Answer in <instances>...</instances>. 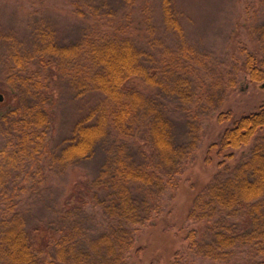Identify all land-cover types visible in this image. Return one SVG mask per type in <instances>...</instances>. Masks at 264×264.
Wrapping results in <instances>:
<instances>
[{"label":"rangeland","instance_id":"obj_1","mask_svg":"<svg viewBox=\"0 0 264 264\" xmlns=\"http://www.w3.org/2000/svg\"><path fill=\"white\" fill-rule=\"evenodd\" d=\"M168 2L180 30L166 23L164 0H0V148L15 131L10 120L37 101L33 83L42 80L48 81L47 92L53 100L46 127L48 147L57 154L66 144L74 123L104 98L97 91L77 95L71 82L90 69L86 39L95 37L128 39L143 51L147 69L157 82L150 85L135 79L128 86L142 92L165 114L172 143L181 153L174 170L162 168L152 151L147 123L137 116L128 134L110 127L87 157L45 167V180L33 187L26 184L24 190L18 188L16 199L25 229L44 257H56L51 244L60 236L87 251L102 232L118 226V218L107 209L114 194L110 195L104 183L122 162L162 179L160 187L138 181L130 184L134 202L143 215L149 212V218L134 232V245L141 250L134 255L135 248L131 249L125 257L127 264H176L175 253H183L184 237L194 227L203 230L201 238L223 225L236 231L252 228V214L258 213L251 212L250 206L238 207L235 213L221 211L213 203L206 204L205 191L209 183L222 184L234 177L255 147L264 152V128L249 143L226 150L227 156L214 154L211 164L204 159L208 145L231 124L217 120L221 111L230 110L236 119L264 102V81L251 82L243 68L244 53L264 58L260 29L264 0ZM39 32L51 33L58 47H74L76 54H46L50 65L43 69ZM245 174L250 175L249 171ZM197 196L195 214L213 210L211 230L204 227V221L189 216ZM250 247L252 259L255 250ZM259 253L258 261L264 250ZM233 254L237 256L231 260L189 254L180 258V264H249L244 253ZM91 256L94 262L100 258L94 252Z\"/></svg>","mask_w":264,"mask_h":264},{"label":"trees","instance_id":"obj_2","mask_svg":"<svg viewBox=\"0 0 264 264\" xmlns=\"http://www.w3.org/2000/svg\"><path fill=\"white\" fill-rule=\"evenodd\" d=\"M163 5L166 23L175 31L180 30L179 23L172 18L168 0H164ZM260 29L263 37L264 23ZM37 35L43 43L38 53L43 69H48L50 65L46 54H76L74 47H58L51 33L39 32ZM94 38H87L85 46L90 69L71 82L77 95L97 91L104 98L74 123L70 137L57 154L52 153L48 147L46 127L50 123L49 110L53 100L47 92V80L33 83L37 101L28 103L20 114L10 120L15 131L7 137V141L5 139L6 143L0 148V264H127L125 257L130 255V250L135 248L134 255L141 250L134 245V232L149 218V212L144 211L146 215H143L134 202L129 187L133 181L155 183L160 187L162 179L156 173L119 163L112 171L110 179L104 183L105 188L110 190V195L114 194L107 209L111 210L114 218H118V226L102 232L91 242L87 251L77 249L73 241L60 236L51 244L57 258L44 257L43 252L38 251L37 245L31 240L25 229V219L16 208L19 195L17 189L24 190L26 184L33 187L43 182L45 167L50 168L55 164L64 166L87 157L93 152L95 145L109 133L110 127L118 133L124 134L127 131L128 134L137 116L147 123L146 130L152 151L156 153L162 168L174 170L177 158L181 156L172 143L165 114L142 92L128 86L135 79H141L150 85L157 82L147 69L143 51L128 39ZM244 56L243 68L250 81H264V58L260 60L256 54L250 52L244 53ZM27 82L31 83V79H27ZM217 120L231 121V124L225 127L217 141L208 145L204 159L206 164H211L214 154L227 156L226 150L237 149L249 143L264 128V102L256 111L236 119H233L230 110L221 111ZM245 171H249L250 175L245 174ZM205 194L208 197L206 204L213 203L221 211L232 210L235 213L240 209L238 207L249 209L250 206L251 212L258 214H252L250 230L244 228L236 231L223 225L216 230L214 228L213 234L201 238L204 235L203 230L191 228L184 237L186 247L183 253H175L176 264H180V258H187L189 254L213 260H231L237 256H234L233 251L244 253L249 264H264V254L261 260L256 258V254L264 250V200L260 199L264 195L262 148L255 147L248 163L242 165L235 176L225 183L207 184ZM199 199V196L195 198L189 216L197 221H204V227L211 230L215 224L211 218L213 210L205 214H195L199 210ZM250 246L255 250L252 259ZM92 252L100 255L96 262L90 259Z\"/></svg>","mask_w":264,"mask_h":264},{"label":"water","instance_id":"obj_3","mask_svg":"<svg viewBox=\"0 0 264 264\" xmlns=\"http://www.w3.org/2000/svg\"><path fill=\"white\" fill-rule=\"evenodd\" d=\"M3 100V94L0 93V102Z\"/></svg>","mask_w":264,"mask_h":264}]
</instances>
